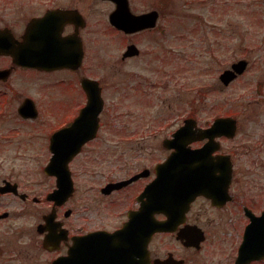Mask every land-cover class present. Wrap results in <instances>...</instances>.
<instances>
[{
  "label": "flooded vegetation",
  "instance_id": "1",
  "mask_svg": "<svg viewBox=\"0 0 264 264\" xmlns=\"http://www.w3.org/2000/svg\"><path fill=\"white\" fill-rule=\"evenodd\" d=\"M102 1L111 6L108 18L115 3ZM129 5L133 13L156 9L158 17L155 27L130 34L110 25L129 37L125 48L136 44L135 36L157 31L163 16V6L136 11ZM88 21L82 0H0V189L9 183L8 187L23 193L18 171L8 169V157L21 158L29 148L35 155L42 152L48 161L78 148L68 162L71 193L58 205L47 200L50 208L41 214L43 222L46 214L54 213L53 223L66 229L64 239L56 245L59 249L53 251L56 255L67 253L78 236L120 229L144 203L141 227L146 229V219L152 217L178 220L151 235L146 264H264V192L259 183L264 178V164H235L233 153L223 148L227 139L222 137L221 147L210 152L213 157L229 155L232 164L196 159L195 168L213 171L195 175V184L202 183L201 191L197 187L186 207L177 202L153 209L155 192L146 188L157 176L156 165L174 150L166 147L170 142L165 143L173 131L158 139L163 155L154 163L151 134L145 129L144 133L120 134L118 95L111 100L104 80L88 74ZM141 56V50L128 57L122 52L121 61ZM226 115L220 112L212 120ZM210 123L207 120L200 126ZM84 136L86 140L79 144ZM258 136L261 138L254 139L258 142L246 144L248 151L264 147V134ZM206 141H194L191 147H201ZM47 177L53 190L57 178ZM7 195L22 201L29 198L27 193L20 197L12 191L0 192V197ZM33 201L38 203L40 198L33 197ZM138 232L143 234L141 229Z\"/></svg>",
  "mask_w": 264,
  "mask_h": 264
},
{
  "label": "rangeland",
  "instance_id": "2",
  "mask_svg": "<svg viewBox=\"0 0 264 264\" xmlns=\"http://www.w3.org/2000/svg\"><path fill=\"white\" fill-rule=\"evenodd\" d=\"M129 2L136 11L163 6V16L157 31L135 36L142 56L122 62L129 37L110 28L106 13L111 6L102 0H82L89 20L88 74L104 80L111 100L118 95L120 134L144 129L151 134L154 163L163 155L158 139L186 117L203 125L225 112L237 119L236 136L223 142L234 163L264 164V147L248 151L246 146L264 134V0ZM240 58L248 60L246 71L224 86L219 74ZM32 151L27 148L21 158L7 160L8 169L18 171L21 191L29 198L0 197V211L9 212L0 222V264H50L56 255L42 248L36 231L41 214L50 208L45 195L52 181L42 170L47 157ZM260 182L264 192V178ZM33 197L40 201L33 202Z\"/></svg>",
  "mask_w": 264,
  "mask_h": 264
},
{
  "label": "water",
  "instance_id": "3",
  "mask_svg": "<svg viewBox=\"0 0 264 264\" xmlns=\"http://www.w3.org/2000/svg\"><path fill=\"white\" fill-rule=\"evenodd\" d=\"M116 9L110 15V21L117 28L125 32H133L139 29L153 27L156 22L157 12L152 10L148 13L140 15H132L128 8L127 0H114ZM138 50L135 45H129L125 55L137 53ZM247 65L245 60H239L231 65L232 69L223 71L220 79L224 84H228L233 80L237 74H241ZM195 124L193 119H186L185 125L174 133V137L183 141V146L176 147L177 151L173 152L168 159L157 167V177L151 184V189L154 187L162 193L159 197L166 200V198H175L178 202L183 199L189 202L194 197L195 190V174L199 172L195 160L198 157L205 156L203 150L215 149L216 141L214 137L226 135L231 137L236 130V121L232 117L217 118L213 124L207 129H197L198 136H194L195 130L192 128ZM87 137H90L87 134ZM208 137L209 141L199 149H190L186 144L197 138ZM86 136L80 139L79 143L83 142ZM175 138V140H176ZM75 153V152H74ZM71 156L56 155L51 159V165L46 168L47 172L57 173L64 179L66 163ZM224 158V157H222ZM182 159V161H178ZM218 163V162H216ZM227 164H230L228 161ZM229 174V169L226 171ZM69 188L66 184L59 183L58 189L54 190L48 195L49 198L60 196L64 198L66 191ZM150 189V188H149ZM148 189V190H149ZM155 203H153V206ZM3 213L0 217L6 216ZM50 218V219H49ZM52 216L46 217V221L51 220ZM136 217H132L125 226L113 233L96 232L90 235L79 237L74 242L73 246L68 250L65 256L55 258L51 264H144V251L141 247L142 240H137L136 235H133V230L136 223ZM165 223L152 220L151 229L147 228L146 236L157 230L166 229ZM38 230L42 232L44 228L38 226ZM144 238V237H143ZM142 238V239H143ZM52 235L46 234L43 245L48 250L53 249L48 246L50 242H57Z\"/></svg>",
  "mask_w": 264,
  "mask_h": 264
}]
</instances>
